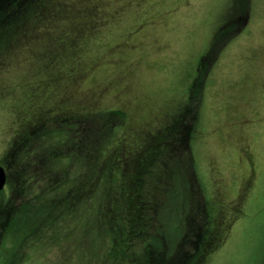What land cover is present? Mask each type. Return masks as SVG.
<instances>
[{"label": "trees", "instance_id": "1", "mask_svg": "<svg viewBox=\"0 0 264 264\" xmlns=\"http://www.w3.org/2000/svg\"><path fill=\"white\" fill-rule=\"evenodd\" d=\"M91 1L0 0V102L16 99L13 118L21 112L26 116L18 126L8 120L9 141L0 157L7 174L0 192V264H19L18 255L40 240L61 251L74 248L58 243H74L75 257L86 264L99 257L103 264H212L231 230L248 217H257L263 236L261 257L251 251L249 259L264 264V196L244 185L232 205L223 204L215 184H207L199 170L192 143L200 118L194 116L190 129L184 120L189 101L197 97L199 78L169 109L167 122L153 128L127 121L121 108H99L98 95L80 102L67 94L65 85L81 82L82 54L90 45L96 51L103 48L97 45L105 38L102 10L99 4L88 5ZM253 1L231 0L222 31L234 26L229 35H237L250 18ZM24 55L40 62L41 72L24 89L15 88L5 74ZM57 60L65 66L53 71ZM207 63L200 60L199 70ZM62 94L66 98L55 102ZM70 118L76 124H68ZM98 118L108 120L91 128L97 139L89 147L92 142L79 138L80 129L97 124ZM182 127L186 132L179 150L172 140ZM18 195L21 205L16 204Z\"/></svg>", "mask_w": 264, "mask_h": 264}, {"label": "rangeland", "instance_id": "2", "mask_svg": "<svg viewBox=\"0 0 264 264\" xmlns=\"http://www.w3.org/2000/svg\"><path fill=\"white\" fill-rule=\"evenodd\" d=\"M98 4L104 19L102 35L105 38L97 45L103 48L96 51V46L90 45L82 54L85 68L81 82L74 87L65 85L67 94L80 102L91 94L98 95L99 108H121L128 115L127 121L147 122L153 128L167 122L169 109L185 97L188 88H193L194 79L199 78L197 97L189 101L191 110L184 120L190 129V121L200 118L192 148L202 177L206 175L204 181L215 184L223 204L232 205L236 191L244 185L251 188L253 195L264 196V0L253 1L250 18L237 35H229L234 26L228 25V30L222 31L230 15L231 0H95L88 3ZM117 11H121L119 17L111 18ZM218 33L223 35L221 40L216 38ZM226 38H229L227 44ZM221 45L225 47L220 51ZM218 52H221L219 56ZM203 58L208 63L200 71L199 61ZM39 63L30 56H22L5 74L7 82L24 89L30 79H39L33 78L41 72ZM93 64H96L94 69ZM63 66L57 60L52 70L59 71ZM17 96L23 97V94ZM64 98L66 94L55 102ZM16 103V99L0 102V157L9 141L8 120H15L18 126L26 117L21 112L13 118L11 110ZM252 109L255 114L251 113ZM68 120V124H76L73 119ZM107 120L98 118L97 124L82 126L80 135L78 131L71 133L83 140L87 138L92 142L87 146H93L97 136L91 128ZM185 132L186 127H182L172 140L179 150L184 142L180 136ZM15 200L17 205L24 202L19 195ZM252 218L248 217L246 224L241 222L231 230L225 249L212 264L258 263L249 259V255L253 251L252 255L261 257L263 236L259 232L260 221ZM72 239L77 243L76 233H72ZM190 240L193 238L187 241V246ZM44 242L40 240L41 244L36 243L31 250L20 253L16 258L18 263L86 264L75 257L74 243H58V246L66 243L68 248H74L61 251L60 247H52L55 243ZM93 264H103L102 258Z\"/></svg>", "mask_w": 264, "mask_h": 264}, {"label": "water", "instance_id": "3", "mask_svg": "<svg viewBox=\"0 0 264 264\" xmlns=\"http://www.w3.org/2000/svg\"><path fill=\"white\" fill-rule=\"evenodd\" d=\"M7 184V174L4 168L0 167V192L4 190Z\"/></svg>", "mask_w": 264, "mask_h": 264}]
</instances>
